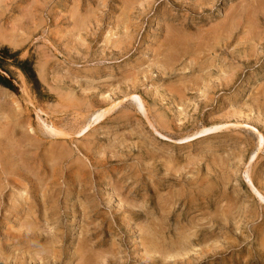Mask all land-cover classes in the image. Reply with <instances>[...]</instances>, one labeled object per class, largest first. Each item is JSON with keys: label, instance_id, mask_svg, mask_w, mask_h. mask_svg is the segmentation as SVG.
I'll return each mask as SVG.
<instances>
[{"label": "rangeland", "instance_id": "rangeland-1", "mask_svg": "<svg viewBox=\"0 0 264 264\" xmlns=\"http://www.w3.org/2000/svg\"><path fill=\"white\" fill-rule=\"evenodd\" d=\"M3 79L0 264H264V0H0Z\"/></svg>", "mask_w": 264, "mask_h": 264}, {"label": "bare ground", "instance_id": "bare-ground-1", "mask_svg": "<svg viewBox=\"0 0 264 264\" xmlns=\"http://www.w3.org/2000/svg\"><path fill=\"white\" fill-rule=\"evenodd\" d=\"M142 106V105H141ZM143 107V106H142ZM109 111L108 110H99L97 112H95V114L92 116L91 120H93V122H96L100 119H102ZM143 114H145V110L143 108ZM43 125H45V123L43 122ZM219 127H213L209 130H207L206 132H210V131H213V130H216L218 129ZM46 132L51 135V136H61V135H64L62 132H60L59 130L57 129H54V128H47L46 129Z\"/></svg>", "mask_w": 264, "mask_h": 264}, {"label": "trees", "instance_id": "trees-1", "mask_svg": "<svg viewBox=\"0 0 264 264\" xmlns=\"http://www.w3.org/2000/svg\"><path fill=\"white\" fill-rule=\"evenodd\" d=\"M20 69L25 72L22 66L20 67ZM0 84L4 85V87L8 88L9 90H13L6 79L0 80Z\"/></svg>", "mask_w": 264, "mask_h": 264}]
</instances>
